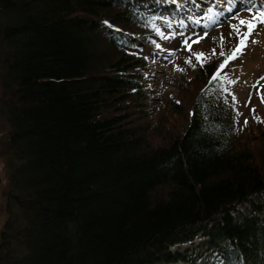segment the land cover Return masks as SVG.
Here are the masks:
<instances>
[{
  "label": "trees",
  "instance_id": "obj_1",
  "mask_svg": "<svg viewBox=\"0 0 264 264\" xmlns=\"http://www.w3.org/2000/svg\"><path fill=\"white\" fill-rule=\"evenodd\" d=\"M147 15L129 0H0V264H264V139L236 142L215 63L193 69L185 124L156 143L128 40Z\"/></svg>",
  "mask_w": 264,
  "mask_h": 264
},
{
  "label": "rangeland",
  "instance_id": "obj_2",
  "mask_svg": "<svg viewBox=\"0 0 264 264\" xmlns=\"http://www.w3.org/2000/svg\"><path fill=\"white\" fill-rule=\"evenodd\" d=\"M129 1L148 14L141 18L140 28L145 29L136 30L135 35L129 34L128 40L142 44L140 51L146 63L138 70L143 75L141 80L148 97V108L142 115L144 123L149 125L150 136L158 140L156 143L163 138L159 127L177 131L185 124L190 102L203 81L194 78L193 69L199 66L200 72L195 71L204 78V65L216 63L225 86L224 96L232 101L236 142L258 147L260 138L264 139V24L253 17L264 8V0ZM241 20H251L255 25L248 37V46L237 59L230 60L221 69L220 65L248 32ZM197 40L199 43L195 42ZM185 41L191 45V51L187 50ZM195 53H204L205 58L197 61ZM188 60L191 63H187ZM168 99H173L176 110L168 105ZM152 125L156 130L151 129ZM6 129L7 123L0 116V149ZM5 174L0 155V194L6 184ZM5 218L4 201L0 196V231ZM201 238L197 237L195 242ZM189 246L191 243H183L171 248L182 250Z\"/></svg>",
  "mask_w": 264,
  "mask_h": 264
},
{
  "label": "snow or ice",
  "instance_id": "obj_3",
  "mask_svg": "<svg viewBox=\"0 0 264 264\" xmlns=\"http://www.w3.org/2000/svg\"><path fill=\"white\" fill-rule=\"evenodd\" d=\"M253 19H258L260 23L264 24V8H262L258 13H256V15L253 17ZM197 23H199L197 21ZM240 23L242 25H247L248 27V32L246 34H244V36L240 39L238 46L233 50L232 54L230 57H228L227 60H225V62L223 64L220 65V68L223 69L224 67H226L227 63L230 60H235L237 59L242 53L243 50L248 46V37L251 36L255 25L252 23L251 20H241ZM234 31H237V29H233ZM207 35V34H206ZM205 37H201L200 39H204ZM221 40L223 41V37H221ZM196 43H199V40L195 41ZM187 50L191 51V45L188 44L187 41L184 42ZM253 43H255V41H253ZM197 61H202L205 58V54L204 53H195L194 54ZM213 55H215V50H213ZM221 55H223V53H221ZM187 63H191V60L186 61ZM218 75V74H217ZM262 102H264V99H262ZM245 123H247V121H245Z\"/></svg>",
  "mask_w": 264,
  "mask_h": 264
},
{
  "label": "bare ground",
  "instance_id": "obj_4",
  "mask_svg": "<svg viewBox=\"0 0 264 264\" xmlns=\"http://www.w3.org/2000/svg\"><path fill=\"white\" fill-rule=\"evenodd\" d=\"M188 1H190V0H188ZM184 6V5H183ZM168 7V6H167ZM159 11V10H158Z\"/></svg>",
  "mask_w": 264,
  "mask_h": 264
}]
</instances>
